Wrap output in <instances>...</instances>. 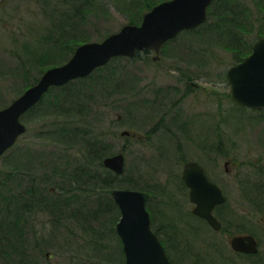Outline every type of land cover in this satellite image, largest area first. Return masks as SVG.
I'll return each instance as SVG.
<instances>
[{"label":"rangeland","instance_id":"1","mask_svg":"<svg viewBox=\"0 0 264 264\" xmlns=\"http://www.w3.org/2000/svg\"><path fill=\"white\" fill-rule=\"evenodd\" d=\"M86 1L0 0V109L70 60L75 48L62 47L64 61L57 47L63 44L54 41L61 35L69 43L101 42L125 25H140L148 6L169 0ZM208 13L204 25L182 32L159 54L147 49L115 58L88 78L50 89L22 117L28 131L0 159V226L14 240L5 250L9 240L0 235V264H125L114 189L149 193L151 227L174 264H264V214L242 194L259 185L246 163L264 158V116L236 106L227 80L264 37V0H215ZM60 105L67 119L57 115ZM63 122L82 131L68 137L71 146L52 141L60 139L54 129ZM83 132L88 145L99 143L101 161L84 148ZM120 152L125 171L117 175L102 163ZM189 161L199 162L226 195L227 206L216 213L225 230L193 214L182 181ZM76 172L100 173V184L89 176L78 182ZM106 174L111 187L102 182ZM23 197L24 213L15 201ZM56 198L68 201L64 216L50 208ZM244 234L258 240L257 255L232 250L230 239Z\"/></svg>","mask_w":264,"mask_h":264},{"label":"water","instance_id":"2","mask_svg":"<svg viewBox=\"0 0 264 264\" xmlns=\"http://www.w3.org/2000/svg\"><path fill=\"white\" fill-rule=\"evenodd\" d=\"M213 1H164L146 13L140 25H125L101 42L80 45L67 63L48 69L34 86L9 106L0 109V158L27 132L22 117L38 105L50 89L86 78L116 57L131 58L138 50L144 49L159 54L162 46L179 33L205 24L207 9ZM227 80L234 104L264 110V38L254 44L252 53L244 61L228 70ZM121 135L130 136L131 133L124 131ZM103 166L118 175L123 174L124 153L106 157ZM182 181L189 188L190 201L195 205L193 214L219 232L222 223L213 212L226 202L222 189L208 179L204 168L195 161L184 165ZM112 196L121 211L117 233L123 243L125 264H173L151 228V216L146 206L149 194L138 190L114 189ZM230 246L237 253L255 255L259 252V243L250 234L233 236Z\"/></svg>","mask_w":264,"mask_h":264},{"label":"trees","instance_id":"3","mask_svg":"<svg viewBox=\"0 0 264 264\" xmlns=\"http://www.w3.org/2000/svg\"><path fill=\"white\" fill-rule=\"evenodd\" d=\"M76 1H79V0H76ZM86 1V0H85ZM86 3H88V0L86 1ZM153 5H155V4H153ZM157 5V4H156ZM150 9H152V6H148V10L150 11ZM141 17H143V16H141ZM142 20V19H141ZM138 22H140V21H138ZM132 23H137L135 20L134 21H132ZM140 24V23H139ZM60 36V35H59ZM60 40V43H62L63 45H59V44H57V41H59ZM55 41V44H57L58 46V49H60L59 50V52L61 53V57H63L64 58V61H66L67 62V60L69 59H67V58H65L64 57V51H62V50H64L65 48H62L64 45V47H68V46H70V47H73L74 46V48L76 49L77 47H79L80 45H82L84 42L83 41H80V42H77V43H69L68 41H64V39H63V37H62V35L60 36V37H58L57 39H55L54 40ZM69 43V44H68ZM75 49H71V50H69L70 52H75ZM52 51H49V54L51 53ZM69 52V53H70ZM72 53V54H73ZM140 52H138L137 53V55L139 54ZM136 55V56H137ZM42 102V101H41ZM40 102V103H41ZM39 103V104H40ZM240 108V107H239ZM63 109H64V106H62V105H60L59 107H57V109H56V112H59L57 115L59 116V117H62V118H65V119H67V117H66V113L68 114V112H67V110H66V113H64L63 112V114L62 113H60V112H62L63 111ZM66 109V108H65ZM242 109H246V108H242ZM259 115H262V116H264V110L263 111H256ZM78 113V108L75 106V110L74 111H72V116H74L75 114H77ZM62 125L63 126H61V127H59V128H61V129H59V128H57L56 130L54 129V132H55V134L56 135H58L59 137H60V139H58V140H52L53 142H55V143H61V145H69V146H71V142H69V141H71V140H68V137H71L70 139H77L80 135H82L81 134V132L80 131H78V130H76L75 128L73 129V128H67L68 127V123H62ZM51 127H52V125H51ZM51 127H50V129H51ZM83 136H84V139H83V141L86 143V144H83V146H84V148H89V150H90V148L92 147V152L93 153H96V154H98V158H99V161H101V159H102V155H99L100 153L98 152L99 151V143L98 142H94L93 144H92V146L91 145H88L89 143H90V140L89 139H87L86 137V133H84L83 132ZM53 139V138H52ZM97 144V145H96ZM45 145H47V146H49V144H45ZM96 145V147L94 148V146ZM102 148H104V145L102 146ZM96 149V150H95ZM18 151H20V152H24L25 154H27V153H30V149L28 148V151L26 150L25 151V149H18ZM101 154H105L104 152H101ZM30 157H31V154H30ZM95 158H96V156H95ZM31 162V160L29 159V163ZM246 164H248V166H249V168H253V172L256 174V177L258 176V177H260V181H257L256 183H258L259 185H256V190L255 191H250V192H244V193H242V194H244V196H245V199L250 203V204H252L253 205V207H254V211L256 210V211H258L259 213L258 214H260V215H262V214H264V158L263 157H261L260 159H259V161L258 162H249V163H246ZM29 168L30 169H33V164H30V166H29ZM56 169V168H55ZM54 172H56V170L54 171ZM76 173H78L79 174V176H75V178H77L76 180L78 181V180H82V177H84V176H89L86 180H89V179H93L94 181H95V185L96 186H98V183L100 182V173H97V172H93L91 175H89L88 173H86V174H83V173H79V172H76ZM110 177H112L111 175H107L106 174V177L105 178H103L102 179V182H104L106 185H108V186H112V180H113V178H110ZM86 180H85V182H86ZM79 182V181H78ZM100 184V183H99ZM35 189L33 186H32V188L30 189V190H28V193L29 194H31L28 198H30L32 195H33V190ZM145 192V191H144ZM148 193V192H147ZM23 199H24V197L23 198H18V199H16L15 201H16V210H18V208L20 209L21 207L19 206L20 204H21V202L23 201ZM11 202V201H10ZM30 202H31V200H30ZM65 204H64V200L63 201H61L59 198H56L55 199V201H53V206L52 207H50L51 208V210L52 211H54V213L56 212H59L60 213V215L61 216H64V214H65V212L67 211L66 210V206H67V204H68V201L67 200H65ZM224 206H227L226 204H224V205H221V206H219V207H217L216 209H215V215H216V213H218V212H220V208L221 207H224ZM87 205L86 206H83V215H88V212H87ZM9 207H7V209H8ZM19 211H22L21 209L19 210ZM76 211H77V209H74L73 208V213H72V216H77V214H76ZM23 212V211H22ZM261 212V213H260ZM24 213V212H23ZM264 216V215H263ZM89 218V216L87 217V219ZM220 218L222 219V217L220 216ZM219 219V218H218ZM220 220V219H219ZM4 221V223H7V225H9L10 227H11V225L12 224H8V220H3ZM85 222H87V220L85 219L84 220ZM13 223L14 222H16V223H21V224H23L22 223V221H19V219H15V220H13L12 221ZM0 225H3V223L2 222H0ZM223 225V224H222ZM92 228V227H91ZM93 228H94V226H93ZM193 228V227H192ZM194 230H196L195 228H193ZM2 230H3V226H0V235L1 236H4L3 234H6V236H7V238H8V240H9V245H8V249H6L5 248V250H9V248H13V246H11V245H13V243H14V240L9 236V233H7V232H2ZM222 230H225V228H224V226H222ZM221 230V231H222ZM20 229H19V231H18V234H20ZM1 236H0V238H1ZM17 241H18V235L16 236V244H17ZM12 244H11V243ZM0 245H1V243H0ZM166 247V246H165ZM3 249H1L0 248V251H2ZM166 250H167V248H166ZM13 251V250H12ZM17 252H20V250H19V248L16 246V258H17ZM174 264V263H173Z\"/></svg>","mask_w":264,"mask_h":264},{"label":"flooded vegetation","instance_id":"4","mask_svg":"<svg viewBox=\"0 0 264 264\" xmlns=\"http://www.w3.org/2000/svg\"><path fill=\"white\" fill-rule=\"evenodd\" d=\"M209 14V13H208ZM147 50V49H146ZM144 51V50H143ZM205 169V168H204ZM205 173H206V171H205ZM207 174V173H206Z\"/></svg>","mask_w":264,"mask_h":264}]
</instances>
